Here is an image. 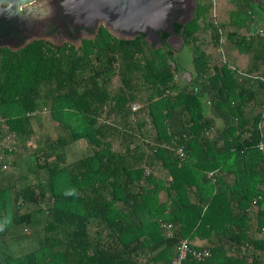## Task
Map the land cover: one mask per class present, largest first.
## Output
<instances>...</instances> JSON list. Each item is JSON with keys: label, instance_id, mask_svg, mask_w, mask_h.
Here are the masks:
<instances>
[{"label": "trees", "instance_id": "16d2710c", "mask_svg": "<svg viewBox=\"0 0 264 264\" xmlns=\"http://www.w3.org/2000/svg\"><path fill=\"white\" fill-rule=\"evenodd\" d=\"M232 1L231 28L209 0L172 21L188 69L165 32L102 24L77 46L0 47V264H169L180 239L209 251L180 264H264V84L238 72L264 76L239 32L264 0Z\"/></svg>", "mask_w": 264, "mask_h": 264}, {"label": "water", "instance_id": "95a60500", "mask_svg": "<svg viewBox=\"0 0 264 264\" xmlns=\"http://www.w3.org/2000/svg\"><path fill=\"white\" fill-rule=\"evenodd\" d=\"M27 1L30 0H0V4L13 3L14 9L17 4ZM190 3L189 17L194 12L195 5L194 0H190ZM50 4L55 5L56 9L58 8L75 27H83L87 33L85 37H92L98 25L102 24L117 38H132L136 34H142L147 42L154 41L156 45L161 46L162 40L159 34L165 32L167 36L164 42L174 50L180 47L182 38L173 29L172 21L175 20L183 25L189 19V17L176 18L179 10L177 0H60V2L50 1ZM89 32L92 33L89 34ZM33 38L44 39L52 43L45 37ZM33 38L22 41L18 47ZM173 40L178 42L177 46L172 43Z\"/></svg>", "mask_w": 264, "mask_h": 264}, {"label": "flooded vegetation", "instance_id": "af4514ba", "mask_svg": "<svg viewBox=\"0 0 264 264\" xmlns=\"http://www.w3.org/2000/svg\"><path fill=\"white\" fill-rule=\"evenodd\" d=\"M50 1L60 2V0ZM258 1L260 0H251L253 3ZM177 4L179 10L176 18L182 19L185 14H189L191 11L190 0H177ZM13 7V3L10 2L0 4V47H13L16 44V47H18L20 41H24L26 37L31 35L50 37L54 40L51 42L55 45L71 42L74 46H77L79 44L78 39L87 35L83 27H75L58 9L47 20L30 19L24 23V20L17 15ZM59 40H61V43H58Z\"/></svg>", "mask_w": 264, "mask_h": 264}, {"label": "rangeland", "instance_id": "374dc122", "mask_svg": "<svg viewBox=\"0 0 264 264\" xmlns=\"http://www.w3.org/2000/svg\"><path fill=\"white\" fill-rule=\"evenodd\" d=\"M214 2H215L214 3L215 5L214 16L216 15L219 16L218 20H221V19L222 21L224 20L226 27L231 28V24L228 22L229 17H230V21H231V18L235 20L236 18L240 17L235 12H231V14L229 12L230 10H232L233 1L232 0H215ZM57 9L55 5L53 6L52 4H50V0H30L23 4H17L14 8L17 15H19L20 18L24 20V23L30 19L47 20L50 18V15L54 13ZM190 13L185 14L183 19L188 18ZM228 14H230V16ZM262 21H263L262 19L261 20L257 19V23H260V22L262 23ZM242 31L244 30L241 29L239 32L241 33ZM33 37H40V36L31 35V36L26 37L25 40L33 38ZM45 37L49 39L50 41H54L50 37H47V36ZM58 43H61V40H59ZM172 43L175 46L178 45V42L176 40H173ZM181 46L182 44L180 45V47ZM173 57L174 59L179 61V63H181V65L184 68L188 69L190 67L191 62H190V57L188 54L187 46H182L180 51L174 52ZM238 59H241V57L238 56ZM244 61L245 60H243L241 63L237 61V63L238 65L241 66L244 63ZM66 150H67L66 155L69 160L88 152V150L85 148L84 142L81 140L71 144L70 147H68Z\"/></svg>", "mask_w": 264, "mask_h": 264}, {"label": "built area", "instance_id": "2783aa9c", "mask_svg": "<svg viewBox=\"0 0 264 264\" xmlns=\"http://www.w3.org/2000/svg\"><path fill=\"white\" fill-rule=\"evenodd\" d=\"M211 2V14L214 16V9H215V5H214V1L215 0H209ZM246 39H251V38H256L260 41L262 49L264 51V22L263 23H255L253 25H251L249 28H247L246 30L242 31L241 33ZM221 52V49H220ZM220 60L222 63H225L230 69H234V65L229 64L226 62V59L223 55V53L221 52L220 55ZM263 69H264V64H263ZM238 72L241 75L250 77V78H257L260 81L263 82L264 84V76L262 74L259 75H254V74H247L244 72H241L238 70ZM263 98H264V90H263ZM137 105L135 103L131 104V109H136ZM261 116H264V101L262 103V109H261ZM1 121V119H0ZM9 141V136H5L4 140L0 139V158L3 155L1 148L5 147H9V143L6 142ZM2 146V147H1ZM258 149L262 148V144L258 143L257 146ZM176 154L178 157L183 158V152L181 151V149L178 147L176 150ZM4 167V165L2 166ZM210 174V173H209ZM259 198V197H257ZM255 201V198L252 200V202ZM162 227L169 229L170 225L169 224H161ZM168 235L170 236V232L168 231ZM209 255V251L207 248L205 247H197L196 243L194 241H189L187 239H180L179 242L177 243L176 247H175V252L174 255L170 261L169 264H180L182 260H184L187 257H190L192 259L195 260H202L205 257H207Z\"/></svg>", "mask_w": 264, "mask_h": 264}, {"label": "crops", "instance_id": "0c3cea01", "mask_svg": "<svg viewBox=\"0 0 264 264\" xmlns=\"http://www.w3.org/2000/svg\"><path fill=\"white\" fill-rule=\"evenodd\" d=\"M261 23V22H260ZM263 23V22H262ZM242 33V32H241ZM171 47V46H170ZM172 48V47H171ZM173 49V48H172ZM174 50V49H173ZM240 57H241V59L240 60H238L240 63L243 61V59H244V57H245V55L243 56V55H239ZM185 76H186V73H185ZM209 173H211V172H208V175H210Z\"/></svg>", "mask_w": 264, "mask_h": 264}]
</instances>
